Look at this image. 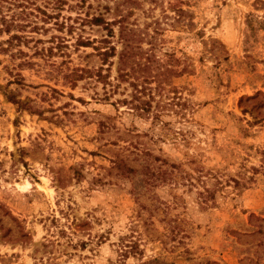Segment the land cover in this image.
<instances>
[{"label": "rangeland", "instance_id": "obj_1", "mask_svg": "<svg viewBox=\"0 0 264 264\" xmlns=\"http://www.w3.org/2000/svg\"><path fill=\"white\" fill-rule=\"evenodd\" d=\"M0 6V264H264V0Z\"/></svg>", "mask_w": 264, "mask_h": 264}, {"label": "trees", "instance_id": "obj_2", "mask_svg": "<svg viewBox=\"0 0 264 264\" xmlns=\"http://www.w3.org/2000/svg\"><path fill=\"white\" fill-rule=\"evenodd\" d=\"M2 7L0 6V23L2 24V29L5 31H10L11 27L15 25V19L14 16H11V18H9L7 15H5L4 13H2ZM95 21L97 22H101L102 20H104L102 17H95L94 18ZM109 25V22L106 23V26ZM106 54V51H104ZM136 243L134 242V244L130 245V244H125L124 242H121V249H124L125 254L130 253V252H134V250L136 249Z\"/></svg>", "mask_w": 264, "mask_h": 264}]
</instances>
